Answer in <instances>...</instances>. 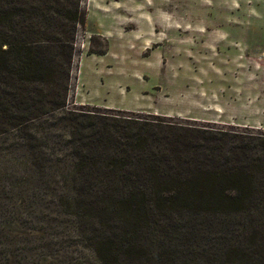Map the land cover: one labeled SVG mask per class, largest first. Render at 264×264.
Wrapping results in <instances>:
<instances>
[{
	"label": "trees",
	"instance_id": "16d2710c",
	"mask_svg": "<svg viewBox=\"0 0 264 264\" xmlns=\"http://www.w3.org/2000/svg\"><path fill=\"white\" fill-rule=\"evenodd\" d=\"M82 3L0 0V136L56 201L53 236L91 264H264V131L71 107ZM8 232L0 264H43Z\"/></svg>",
	"mask_w": 264,
	"mask_h": 264
},
{
	"label": "rangeland",
	"instance_id": "374dc122",
	"mask_svg": "<svg viewBox=\"0 0 264 264\" xmlns=\"http://www.w3.org/2000/svg\"><path fill=\"white\" fill-rule=\"evenodd\" d=\"M82 4L86 22L77 34L71 107L264 131V0ZM19 147L13 135L0 136V186L6 185L0 189L7 206L0 229L9 230L12 242L33 248V256L42 255L43 264H91L82 243L66 238L64 245L53 236L56 201L44 193L45 182L26 181L33 171ZM50 241L52 248L40 251Z\"/></svg>",
	"mask_w": 264,
	"mask_h": 264
}]
</instances>
